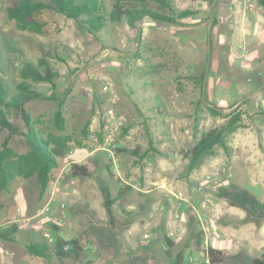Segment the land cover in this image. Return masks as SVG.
Masks as SVG:
<instances>
[{
	"label": "rangeland",
	"instance_id": "374dc122",
	"mask_svg": "<svg viewBox=\"0 0 264 264\" xmlns=\"http://www.w3.org/2000/svg\"><path fill=\"white\" fill-rule=\"evenodd\" d=\"M11 1L0 0V79L11 94L25 80L53 95L28 101L25 112L43 136L70 141L43 195L35 176H15L0 190V221H9L0 228L15 223L22 247L40 241L49 251L54 226L65 238L80 237L86 256L70 264H203L207 247L237 254L221 264H252L264 253V221L217 195L237 185L264 202V8L257 0H171L176 11L195 14L177 24L108 20L97 32L51 7L34 14L39 30L21 29L7 13ZM103 1L109 11L116 0ZM119 1L126 9L171 13L152 0ZM40 58L59 74L53 86L20 75L24 62ZM57 97H64L62 132L53 124ZM8 116L18 131L0 126V146L7 138L25 151L20 112ZM214 127H223L225 144L192 162L185 151ZM149 138L157 150L142 159L118 151L143 152ZM74 161L87 162L91 174L71 175ZM102 182L112 195L134 184L112 206L118 220L129 221L118 233L108 223ZM164 234L174 242L170 249ZM22 253L35 259L30 264H60L26 247Z\"/></svg>",
	"mask_w": 264,
	"mask_h": 264
},
{
	"label": "trees",
	"instance_id": "16d2710c",
	"mask_svg": "<svg viewBox=\"0 0 264 264\" xmlns=\"http://www.w3.org/2000/svg\"><path fill=\"white\" fill-rule=\"evenodd\" d=\"M145 2L147 0H135ZM157 2L161 7H167L171 13L162 14L149 8H122L120 1L116 0L111 3L110 10L107 11L105 2L103 0H51L49 5L40 2V0H12L7 6V13L10 19H13L17 27L27 30H39L37 22L34 20V14L39 12L42 7H51L56 11L64 14L69 18H74L88 31L97 32L102 30L108 20L122 21L127 19L129 22L142 20L144 18H151L157 22L180 23L181 19L195 14L194 10L189 8L176 11L172 7L171 0H152ZM257 2L264 8V0H257ZM210 61V59H209ZM208 61V62H209ZM22 77L30 79L31 81H44L54 85L55 78L59 75L45 58H40L37 63L24 62L21 67ZM17 92L9 93L7 86L0 79V126L6 128L10 133H16L18 129L14 127L9 119V111L19 110L23 119L25 130L22 131L27 148L25 151L17 152L4 138L0 146V190H6L8 185L15 176H23L29 178L35 176L39 183V193L43 195L49 186L52 178L53 169L59 164L67 151L68 142L70 138L68 135H56L48 133L46 136L37 129L29 120L28 114L25 112L24 104L36 98L53 99L44 97L42 92L33 89L32 85L25 80L20 81L16 85ZM52 93L54 89L52 88ZM58 100V108L53 114L54 127L59 131L65 130V117L63 115L62 105L64 97L55 98ZM215 111L218 109L212 108ZM227 125L230 128L234 127L239 114L234 113ZM224 126V125H222ZM87 132V125L83 129L82 134ZM223 127H214L206 130L194 146L185 151V155L190 157V160L197 163L200 158L206 154L211 153L216 144L224 145ZM150 137V136H149ZM148 148L143 152L138 153L137 148H120L119 152H127L138 155L142 159L153 147L152 138L148 139ZM90 166L87 163H79L74 161L71 163L69 172L73 176H89L91 174ZM132 187L127 185L120 190L116 195H112L109 186L102 182L99 191L104 200V210L107 215L109 226L117 233L122 226L129 221L118 220L113 211L114 201L121 198L122 195L130 190ZM219 197L225 198L230 203L239 206L244 212L254 218H259L264 221V202L258 199L250 190L245 187L231 185L229 187H221L217 191ZM55 238L53 242V249L49 251V246L45 242L30 241L26 244V249L29 253L38 256L39 258L50 259L52 256L58 258L60 264H70L73 262H82L86 256L84 243L80 237L65 238L59 233L58 227L54 226ZM17 231L15 223L9 224L6 228H0V238L5 241H11ZM164 239L167 248H171L174 242L169 239L167 234H164ZM168 252V249L165 250ZM206 261L203 264H221L229 258H235L237 254H229L220 248L207 247L205 249ZM179 263V262H178ZM252 264H264V253L255 255L251 259Z\"/></svg>",
	"mask_w": 264,
	"mask_h": 264
},
{
	"label": "crops",
	"instance_id": "0c3cea01",
	"mask_svg": "<svg viewBox=\"0 0 264 264\" xmlns=\"http://www.w3.org/2000/svg\"><path fill=\"white\" fill-rule=\"evenodd\" d=\"M83 163H87V162L84 161ZM131 185L134 186V184H131ZM144 191H146V190H144ZM12 212H13L12 207H9L8 213L11 214ZM2 222L3 221L1 220L0 221V226H6L5 223H7L9 221L4 222L3 224H2ZM17 239H18L17 237H14L13 240L6 241L7 242L6 245L0 246V259H2V260L4 259L5 261H8L7 264H20V263H22L24 261H26V263L30 264L29 263L30 260H35V259H33L31 256H28V253H26V254L25 253L24 254L22 253L23 248L25 249L26 245H24L22 247L19 242H16ZM16 251H21V253L17 255V252Z\"/></svg>",
	"mask_w": 264,
	"mask_h": 264
},
{
	"label": "built area",
	"instance_id": "2783aa9c",
	"mask_svg": "<svg viewBox=\"0 0 264 264\" xmlns=\"http://www.w3.org/2000/svg\"><path fill=\"white\" fill-rule=\"evenodd\" d=\"M206 201H207V199H205ZM61 207H62V205H61ZM63 208H64V206H63ZM176 216H178V214H175Z\"/></svg>",
	"mask_w": 264,
	"mask_h": 264
}]
</instances>
